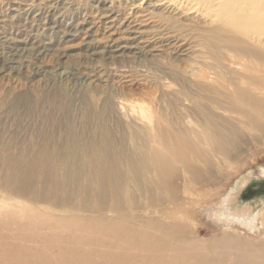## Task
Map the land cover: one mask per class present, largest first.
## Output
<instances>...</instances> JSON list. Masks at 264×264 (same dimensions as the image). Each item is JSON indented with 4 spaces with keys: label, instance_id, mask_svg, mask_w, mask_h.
I'll use <instances>...</instances> for the list:
<instances>
[{
    "label": "bare ground",
    "instance_id": "6f19581e",
    "mask_svg": "<svg viewBox=\"0 0 264 264\" xmlns=\"http://www.w3.org/2000/svg\"><path fill=\"white\" fill-rule=\"evenodd\" d=\"M65 2L50 0L37 10L47 14V22L29 42L48 41L46 47L58 46L60 50L63 38L72 30L90 38L103 30L126 29V40L136 44L137 53L156 58L159 47L177 49L196 23L205 27V47L215 64L193 72L200 79L197 87L206 94L195 97L198 100L193 96L183 99L179 105L188 114L169 119L148 117L152 127L143 129L142 137L132 135L143 141L132 150L117 148L108 134V119L101 118L98 141L91 139L82 146L71 130L64 149L34 144L8 155L7 161L13 163L11 173L0 179L7 194L30 196L36 204L52 203L57 211L71 207L74 212L62 220L76 224L78 243L70 250L72 256L65 253L62 264H215L200 252L218 250L219 235L196 240L201 230L195 220L204 209H211L212 222H223L221 236L228 237L223 238L227 244L234 243L230 238L236 235L235 219L243 218V224L255 232L261 219L264 234V211L249 216L232 214V200L224 198L217 204L221 190L194 197L191 193L209 181L211 171L243 153L252 136L245 131L259 132L264 138V0H97L101 13L82 6L70 14L57 9ZM189 50H181L179 57H188ZM64 56L56 53L49 56V62ZM98 81L108 85V80ZM22 101L16 99L14 105ZM23 103L36 105L30 100ZM186 103L192 106L186 108ZM107 104L101 115L111 112L119 120L124 117L111 97ZM171 104L177 108L176 102ZM127 125L134 130L136 123ZM68 163L76 165V170L64 165ZM67 185L73 186L71 190L59 189ZM61 193L66 196L53 199L62 197ZM62 243L74 242L64 236L56 249L60 250ZM255 247L247 240L238 248L249 254ZM7 249L14 251L9 244L0 245V264L14 259ZM16 253L17 260L33 258H24L21 250Z\"/></svg>",
    "mask_w": 264,
    "mask_h": 264
},
{
    "label": "rangeland",
    "instance_id": "374dc122",
    "mask_svg": "<svg viewBox=\"0 0 264 264\" xmlns=\"http://www.w3.org/2000/svg\"><path fill=\"white\" fill-rule=\"evenodd\" d=\"M95 1L97 0H66L64 6L57 9L70 14L77 7L83 6L101 13L100 6ZM48 2L50 0H0L1 180L11 173L13 163L7 161L9 154L23 152L34 144L37 148L45 144L50 148L64 149L71 130L75 131L82 146L91 139L98 141L101 118L108 119V134L113 143H117V148L132 150L134 145H143V141L139 140L141 138L133 139L132 135L137 133V136L142 137L141 131L152 127L148 117L153 119L164 116L169 119L188 114L179 105L184 103L183 99L206 94L197 87L200 79L194 73L215 64L205 47V27L196 23L191 24L186 36L178 42L177 49L159 47L158 50L162 52H158L156 58L137 53L136 44L126 40L129 33L126 29H115L109 33L103 30L93 38L72 30L63 38L65 43L60 50L58 46L46 47L48 41H38L34 45L33 40L29 42L30 38L37 34V30L42 32L47 22V14H38L37 10L44 8ZM59 36L61 38L62 34ZM183 49H190L188 57H179ZM56 53H63L65 56L60 61L55 58V62L50 63L49 56L55 57ZM39 68L41 72H38ZM99 78L108 80V85L96 83ZM110 97L122 109L124 117L120 120L111 112L101 115L108 107ZM16 99H23L24 102L30 100L36 105L31 107L22 101L17 106L14 105ZM173 102L177 103L175 109L171 104ZM184 105L186 108L192 106L191 103ZM131 122L136 123L134 130L129 125L126 126ZM247 133L252 136L248 138L249 142L244 146L243 153L232 156V161L211 171L209 181L191 192L192 197L221 190V200L217 204H221L224 198L232 200V214L249 216L264 211V138L259 132L245 131ZM64 165L72 171L77 168L69 163ZM72 187L60 186L59 189L68 191ZM61 194L62 197L53 199L59 200L66 196ZM209 211L211 209H204V213L195 220L201 230L196 240L207 241L212 236L219 235V249H202L200 253L210 256L215 264H264L261 219L256 223V232L250 231L249 225L243 224V218L241 221L235 219L236 235L230 238L234 243L227 244L223 238L228 237L221 236L225 230L221 225L223 222H212L211 218L214 217ZM138 212L144 217L148 216V213ZM73 213L71 207L57 211L53 209L52 203L36 204L30 196H11L0 183V245L9 244L14 250L7 249L14 259L2 263L62 264L65 253L72 256L70 250L78 243L76 224L70 220H62L71 217ZM11 220L14 222L9 223ZM205 228L210 230L204 231ZM191 232L193 233L192 229ZM64 236L74 243L60 244V250H63L60 253L55 246ZM247 240H251L256 246L249 254L238 248ZM15 247L21 250L24 258H33L26 261L20 257L17 260ZM45 248H50V251ZM77 264L80 263L77 261ZM99 264L102 262L99 261Z\"/></svg>",
    "mask_w": 264,
    "mask_h": 264
}]
</instances>
